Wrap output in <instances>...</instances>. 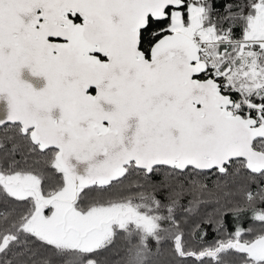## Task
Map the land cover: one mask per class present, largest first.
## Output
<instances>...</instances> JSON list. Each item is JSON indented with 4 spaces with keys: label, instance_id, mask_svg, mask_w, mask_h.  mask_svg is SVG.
<instances>
[{
    "label": "snow or ice",
    "instance_id": "snow-or-ice-1",
    "mask_svg": "<svg viewBox=\"0 0 264 264\" xmlns=\"http://www.w3.org/2000/svg\"><path fill=\"white\" fill-rule=\"evenodd\" d=\"M0 264H264V0H0Z\"/></svg>",
    "mask_w": 264,
    "mask_h": 264
}]
</instances>
